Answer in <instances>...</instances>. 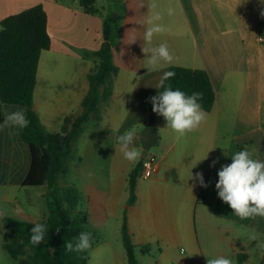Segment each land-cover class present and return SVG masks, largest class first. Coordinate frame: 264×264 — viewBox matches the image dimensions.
<instances>
[{
  "label": "crops",
  "instance_id": "crops-1",
  "mask_svg": "<svg viewBox=\"0 0 264 264\" xmlns=\"http://www.w3.org/2000/svg\"><path fill=\"white\" fill-rule=\"evenodd\" d=\"M153 2L169 30L154 37L152 46L166 42L174 57L159 71L147 70L141 51L148 27L144 21ZM36 5L42 6L47 17L50 48L39 59L33 109L48 133L59 132L65 117L80 112L88 91L87 76L96 63L93 56L83 55L100 48L106 18L117 26L112 60L118 73L112 97L102 107V121L97 125L90 122L85 128L70 163L72 188L78 191L79 202L86 201L88 206L82 213L105 216L120 222V228L125 214L132 244L148 246L145 253L157 251L161 264L164 259L170 261L173 248L191 245L197 214L208 208L219 220L213 229L216 237L229 250L227 254L223 247H210L212 257L225 255L238 264L237 256L244 255L240 261L250 264L247 243L239 241L233 231L256 230L251 225L255 219L235 216L218 197L215 185L221 165L231 163L239 145L264 161V0H95L94 15L84 13L78 0H0V22ZM169 7L175 9L172 16L167 15ZM133 35L136 42L128 44ZM173 66L205 71L215 92L205 122L179 139L166 128L165 119L152 111L149 101L160 91L155 88L160 77ZM17 109L21 108L0 102V124L5 110ZM133 126L140 148L142 129L156 130L157 142L148 155L154 157L157 173L150 179H138L135 204L128 207V176L143 158L136 163L125 160L116 137ZM29 161L21 130L0 127V191L5 192L1 198L14 217L31 222L22 216L21 205L10 198L16 187L26 188L21 183ZM213 161H217L214 166ZM196 173L203 174L208 187L189 179ZM3 218L4 213L1 223ZM203 255L199 247L182 264H206ZM262 256L258 257L260 263Z\"/></svg>",
  "mask_w": 264,
  "mask_h": 264
},
{
  "label": "trees",
  "instance_id": "trees-1",
  "mask_svg": "<svg viewBox=\"0 0 264 264\" xmlns=\"http://www.w3.org/2000/svg\"><path fill=\"white\" fill-rule=\"evenodd\" d=\"M78 1L84 13H97L95 0ZM106 19L102 29L104 41L100 48L96 52L83 55L85 58L93 56L96 63L87 76L88 91L80 103V112L76 116L65 117L57 133H48L33 109L39 59L41 53L50 48L47 17L42 6L36 5L0 22V102L23 109L30 121L28 127L21 130V140L28 148L30 160L21 186L45 187L44 197L48 211L46 219L38 222L47 226L45 241L36 246L30 243L33 223L3 218L5 229L12 234L11 241L6 243L3 249L17 264H86L88 260V250L68 252L64 248L67 241L75 245L80 232L89 231L86 214L77 209L78 191L72 187L61 186L59 180L69 173L74 149L85 128L90 122L97 125L102 121V107L107 105L112 97L114 80L118 73V68L112 60L117 26L111 23L110 18ZM261 27H264V18L261 20ZM168 71L174 72L175 75L165 82L166 86L171 85L173 90L179 89L187 95L202 93V99L198 102L205 112L212 109L215 92L205 71L178 66L170 67ZM243 149L244 145L237 147V151ZM141 166L142 160L128 176V207L133 206L136 201L135 188L140 178ZM251 225L264 232V219L257 217ZM121 239L127 264H138L134 254L136 246L131 242L125 214ZM141 249L147 251L148 246ZM244 257L237 256L238 264H242L240 258ZM261 264H264V256Z\"/></svg>",
  "mask_w": 264,
  "mask_h": 264
},
{
  "label": "clouds",
  "instance_id": "clouds-1",
  "mask_svg": "<svg viewBox=\"0 0 264 264\" xmlns=\"http://www.w3.org/2000/svg\"><path fill=\"white\" fill-rule=\"evenodd\" d=\"M158 5L153 2L149 7V14L144 23L148 25L143 33V45L141 51L145 54L148 71H159L165 64H171L174 60L168 44L160 43L153 45L156 36L166 33L169 29L162 23L163 14L157 11ZM175 9L169 7L167 15L172 16ZM264 15V13H261ZM133 32L135 29H131ZM137 38L133 35L128 44L135 43ZM175 75L174 72H164L155 88L163 89L157 95L149 98L152 111L162 116L166 121V128L171 129L176 137L183 138L191 132L196 131L205 122L207 113L198 102L202 99V93L194 92L187 95L185 92L165 85V82ZM30 121L23 109L9 112L5 110L3 128H27ZM16 134H19L18 132ZM137 129L135 126L126 130L116 137V144L124 159L130 163H136L141 157L144 149L136 146ZM104 145H102L103 147ZM207 158V155L204 159ZM217 161H213V165ZM91 175V173H89ZM218 182L215 188L218 197L233 210V214L241 220L264 219V161L254 158L253 151L247 148L235 152L231 156V163L221 165L217 173ZM189 179L199 182L200 186L208 187L204 182L203 174L196 173ZM2 215V213H0ZM47 226L36 223L31 228L30 243L34 246L45 241ZM59 228H57V232ZM247 241H257L255 248L264 254V239L255 230L247 234ZM92 234L82 231L76 238L75 245L67 241L64 248L68 252H86L91 245ZM206 264H235L234 260L225 255H218L206 260Z\"/></svg>",
  "mask_w": 264,
  "mask_h": 264
},
{
  "label": "rangeland",
  "instance_id": "rangeland-1",
  "mask_svg": "<svg viewBox=\"0 0 264 264\" xmlns=\"http://www.w3.org/2000/svg\"><path fill=\"white\" fill-rule=\"evenodd\" d=\"M60 1V0H58ZM53 66H56L52 63ZM152 150V149H151ZM74 155V153H73ZM75 156V155H74ZM73 160L70 162L72 164ZM70 164V170L72 166ZM72 187L73 180L70 173L63 176L59 180V184H64ZM45 187L41 188H21L16 187L11 191V199H15L17 203L21 205L22 211L25 213L22 216H26L30 219L31 223L36 224L44 221L48 215V211L45 205L44 197ZM4 191H0V212L5 214V217L15 218L14 212L11 207L1 198L4 196ZM88 206L86 201L78 203V210L81 212L87 211ZM208 208L204 209V212L197 214L196 233L192 235L191 245L182 244L170 251V261L164 259L161 264H182V259L189 260L192 255L198 253L199 247L204 253L205 261L208 258H212L214 249L210 254V247H223L225 253H229L227 244L221 242L216 237L214 232V226L219 223V220L212 217L209 214ZM87 217V229L92 234L91 247L88 249V260L86 264H127L125 250L123 248L121 239L120 222L108 220L105 216H93L86 214ZM25 221V220H24ZM221 223V221H220ZM253 229H235L233 235L241 242H246V252L250 257V264H261L258 261V257L261 252L255 248L257 241H247V234ZM257 230V229H256ZM255 230V231H256ZM264 239V232L256 231ZM231 238H234L231 236ZM12 239V234L5 229L4 225L0 222V264H17L8 253L3 249L6 243H9ZM135 259L138 264H159V255L157 251L145 253L141 247H136L134 250ZM197 264V263H194ZM199 264H201L199 262Z\"/></svg>",
  "mask_w": 264,
  "mask_h": 264
},
{
  "label": "water",
  "instance_id": "water-1",
  "mask_svg": "<svg viewBox=\"0 0 264 264\" xmlns=\"http://www.w3.org/2000/svg\"><path fill=\"white\" fill-rule=\"evenodd\" d=\"M157 132L154 128L146 127L140 132V146L144 151L142 152V158L144 159L148 152L155 146L157 142Z\"/></svg>",
  "mask_w": 264,
  "mask_h": 264
},
{
  "label": "built area",
  "instance_id": "built-area-1",
  "mask_svg": "<svg viewBox=\"0 0 264 264\" xmlns=\"http://www.w3.org/2000/svg\"><path fill=\"white\" fill-rule=\"evenodd\" d=\"M157 173V164L154 157L147 155L142 160V166L140 170L141 179H150L153 178Z\"/></svg>",
  "mask_w": 264,
  "mask_h": 264
}]
</instances>
